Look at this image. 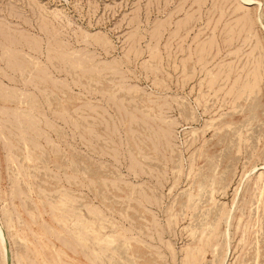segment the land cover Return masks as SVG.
I'll return each instance as SVG.
<instances>
[{
    "label": "rangeland",
    "instance_id": "1",
    "mask_svg": "<svg viewBox=\"0 0 264 264\" xmlns=\"http://www.w3.org/2000/svg\"><path fill=\"white\" fill-rule=\"evenodd\" d=\"M246 1L0 0V264H264Z\"/></svg>",
    "mask_w": 264,
    "mask_h": 264
},
{
    "label": "bare ground",
    "instance_id": "2",
    "mask_svg": "<svg viewBox=\"0 0 264 264\" xmlns=\"http://www.w3.org/2000/svg\"><path fill=\"white\" fill-rule=\"evenodd\" d=\"M246 2H249V3H250L249 0H247ZM197 7H198V6H197ZM233 10H234V9H233ZM233 10H232V11H233ZM239 12H240V11H239ZM240 13H241V12H240ZM258 18H259V17H258ZM213 26H214V25H213ZM222 28H223V27H222ZM210 32H211V31H210ZM249 37H250V36H249ZM243 41H244V40H243ZM243 41H242V42H243ZM221 42H222V41H221ZM247 42H248V41H247ZM233 43H234V42H233ZM247 58H248V57H247ZM261 59H262V58H261ZM229 65H230V64H229ZM229 65H228V67H229ZM226 70H227V69H226ZM228 70H229V69H228ZM260 71H261V70H260ZM195 73H196V72H195ZM201 74H202V73H201ZM248 74H249V73H248ZM245 75H246V74H245ZM225 76H226V75H225ZM209 80H210V79H209ZM243 81H244V80H243ZM243 81H242V82H243ZM207 84H208V82H207ZM200 85H201V84H200ZM229 87H230V86H229ZM217 89H218V88H217ZM229 89H230V88H229ZM227 91H228V90H227ZM213 93H214V92H213ZM0 239H1V241L3 240V239L1 238V234H0ZM6 254L8 255V253H6ZM7 259H8V258H7Z\"/></svg>",
    "mask_w": 264,
    "mask_h": 264
}]
</instances>
